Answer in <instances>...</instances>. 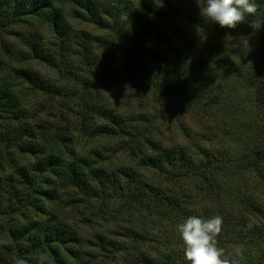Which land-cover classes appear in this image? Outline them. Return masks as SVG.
Returning a JSON list of instances; mask_svg holds the SVG:
<instances>
[{
	"label": "trees",
	"instance_id": "16d2710c",
	"mask_svg": "<svg viewBox=\"0 0 264 264\" xmlns=\"http://www.w3.org/2000/svg\"><path fill=\"white\" fill-rule=\"evenodd\" d=\"M55 1L0 0V36L23 37L29 46L27 59L34 57L68 75H77L66 67L64 58L75 49L82 64L75 68L100 74L101 80L118 71L145 91L174 99L207 63L226 71L241 70L231 59V46L210 41L206 55L182 62L180 70L169 69L162 76V60L168 59L162 50L174 48L183 34L175 24L158 27L157 20L180 17L207 31L213 27L212 36L231 30L204 23L184 0H162V4L159 0H58L74 4L73 17L116 34L110 49L120 50L121 55L105 58L101 48H108L107 41L75 32L67 23L64 7ZM254 2L257 12L240 24L264 38V0ZM33 18L51 29L56 39L52 47L45 48L39 36H26L17 28ZM93 43L100 47L99 54ZM5 50L23 57L8 45ZM5 57L0 53V264H38L40 256L47 257L44 264H188L183 242L175 247L171 240L160 244L152 237L156 225L180 224L192 215L223 218L217 242L230 262L264 264V212L248 194L251 186L240 181L246 171L264 175V130L254 137L235 132L232 140L242 142L237 152L229 150L218 157L204 149L197 155L144 136L151 119L145 114H112L89 102L95 92L87 88L88 99L82 97L83 103L76 105L82 110L86 133L119 138L134 155L141 154L139 168L108 167L101 164L105 159L101 153L95 152L96 157L83 153L81 142L68 133L63 110L57 119L44 121L36 120L37 113L29 115L24 105L29 91L23 92L20 85L50 99L64 98L67 93L23 65H10L3 73ZM251 65L246 72L254 89L253 107L264 117V57ZM190 87L192 93L197 91V86ZM245 126L249 130L253 125ZM256 126L264 129V121ZM63 206L80 213L82 208L90 210L85 220L91 224L111 223L112 218L118 229L114 236L96 230L91 238L86 237L63 219Z\"/></svg>",
	"mask_w": 264,
	"mask_h": 264
},
{
	"label": "rangeland",
	"instance_id": "374dc122",
	"mask_svg": "<svg viewBox=\"0 0 264 264\" xmlns=\"http://www.w3.org/2000/svg\"><path fill=\"white\" fill-rule=\"evenodd\" d=\"M184 1H186V6L190 5L199 14L201 21L209 22L200 15L195 0ZM55 2L64 7L67 23L73 27L75 32H87L92 37L103 38L107 41L105 45L108 48H101L104 50L101 54L103 58L106 55H121L119 49V53L118 51L114 53L110 49L114 47L112 45L116 35L114 32L99 28L93 22H85L73 17L71 15V10L74 7L72 2L66 1L64 4L58 0ZM171 24L179 26L183 37L177 40L178 44L174 48L169 47L162 50L168 57V59L162 60L164 67L161 68L160 73L163 77H166L169 69L174 72L180 70L179 66L182 62H191L193 59L196 60L206 55L210 41L231 46L229 52L231 59L241 70L226 71L214 63H207L199 70V77L187 85V90L185 89V92L177 96L179 98L174 99L164 95V93L147 92L143 86H138L129 81L118 71H113L111 75H106L108 77L101 80L100 77L103 76L100 74L98 77L93 72L75 68L74 66L82 65L81 56L74 52L75 49H71L69 55L67 53L64 58L66 61L68 60L66 67L74 70L77 75H68L67 72L53 68L34 57L27 59L25 55L29 51L27 41L18 35L3 34L0 36V53L6 56L4 58L6 64L1 71L5 73V68L10 65H23L38 72L49 82L65 89L67 94L64 98L50 99L45 95L33 93L25 84L20 85L23 92L29 91L24 99V105L30 116L37 113L35 115L36 120L57 119L60 111L63 110L69 122L67 124L70 129L68 133L81 142L80 146L83 153L92 157H96L95 152L101 153L105 157V159L100 160L101 164L108 167L132 166L139 168V156L141 154L134 155L133 151L128 149L119 138L92 137L86 133L81 119L82 110L76 105L83 103L82 97L88 99L85 95L87 88H91L92 92H95L89 102L110 109L112 114L124 117L132 114H145L147 119H151V127L149 129L147 125L144 127V136H149L164 146L184 147L192 152H197V155H200L204 149H209L218 157L224 156L229 150L230 152H237L242 142L232 140L235 137V132L239 131L240 134L254 137V135H261L264 130L256 126L264 121V117L254 111V89L248 82V72H246L250 66H253L251 64L254 61L260 62L264 57L263 36L254 32L246 24H239L236 28L226 30V33H217L212 36L210 31L213 30V27L207 31L202 25L188 22L180 17H175L173 20L160 19L156 21V25L163 29L168 28ZM17 28L24 31L26 36L30 34L39 36L45 48L52 47V43L56 41L47 23L41 19L33 18L29 23H20ZM187 37L189 38L187 39ZM187 40L188 42H186ZM7 45L12 47L15 52H20L23 57L19 58L17 55L15 57V55L9 54L5 50ZM92 46L99 54L100 47H97L96 43H93ZM191 85L197 86V91L192 93L191 87L189 88ZM66 105L71 109L64 107ZM43 106L45 110H41ZM249 122L253 126L246 130L245 124H249ZM45 143L48 145V142ZM240 181L246 187L251 186V192L248 194H251L264 212V175L258 176L255 171H246ZM63 207L65 208H62L63 219L86 237L91 238L96 230H105L107 235L114 236L115 230L118 229L119 224L112 218L111 223L105 221L91 224L85 220L86 217L91 216L90 210L82 208V213H80L71 210L69 207ZM178 225L177 222L168 226L156 225L152 238L160 244H164L165 239L171 240L172 244L178 247L182 242L177 231Z\"/></svg>",
	"mask_w": 264,
	"mask_h": 264
},
{
	"label": "clouds",
	"instance_id": "9594fccd",
	"mask_svg": "<svg viewBox=\"0 0 264 264\" xmlns=\"http://www.w3.org/2000/svg\"><path fill=\"white\" fill-rule=\"evenodd\" d=\"M200 15L221 28L233 29L257 12L254 0H195ZM162 4V0H159ZM223 218L215 215L203 218L187 217L177 226L184 245V256L188 264H234L225 250L218 247L217 238L222 231ZM47 259L40 256L38 264Z\"/></svg>",
	"mask_w": 264,
	"mask_h": 264
}]
</instances>
